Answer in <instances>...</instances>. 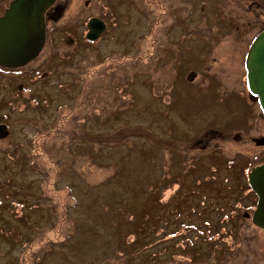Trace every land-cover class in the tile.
<instances>
[{
  "label": "rangeland",
  "instance_id": "1",
  "mask_svg": "<svg viewBox=\"0 0 264 264\" xmlns=\"http://www.w3.org/2000/svg\"><path fill=\"white\" fill-rule=\"evenodd\" d=\"M85 2L70 0L60 22L72 43L49 22L28 65L51 77L0 73V264H240L245 234L264 230L224 217L222 183L242 184L249 161L190 162L183 148L208 128L248 132L261 105L246 58L264 0ZM92 16L108 24L100 46L82 36ZM230 144V157L251 153Z\"/></svg>",
  "mask_w": 264,
  "mask_h": 264
},
{
  "label": "flooded vegetation",
  "instance_id": "2",
  "mask_svg": "<svg viewBox=\"0 0 264 264\" xmlns=\"http://www.w3.org/2000/svg\"><path fill=\"white\" fill-rule=\"evenodd\" d=\"M12 1L13 0H0V16L4 13L6 8L10 5ZM69 3H70V0H56L55 3L47 10L46 16H45L46 18V42L43 48L47 45L46 43H47V39L49 38V28L51 26H54V30H56L57 28L56 30L57 33L61 32L62 34L61 35L62 38L60 40L61 42L72 43V39L68 34V29H67L68 24L65 22L60 23L62 21L61 19L64 17V13ZM261 7L264 12V9H263L264 4H262ZM237 10L239 11L240 9H235L234 11H237ZM255 14L257 18L262 22V24L251 36V42H250L251 45L253 41L256 39V37L264 30V15L258 14V13H255ZM96 17H99V16H96ZM49 22L53 23V25H51L50 27H48ZM58 23H60L61 26H57ZM87 23L88 21L86 22V24ZM105 23H106V29L99 35V37L95 41L97 46H100V43L106 38L104 37V33H106L108 30V24L106 21ZM84 27L86 28L83 31L82 36L87 41H91L90 39L87 38V32L89 31L88 25H85ZM54 38L56 39L58 37L54 36ZM69 38L71 39V41H68ZM43 48L41 52L43 51ZM62 53L64 54L65 52H62ZM39 55L35 59L31 60L29 63L21 67H7L5 65L0 64V73H2L3 71L11 72L14 70H18V71L23 70V72H25L29 70L31 66H33V65H30L28 67L30 63L32 64L34 63V61L39 57ZM68 58H72V57H68ZM76 66H79V64ZM78 68H80V71H79L80 73L81 66H79ZM31 69L33 70L34 73H36L35 79H37V75H40L38 76V78L40 77L41 80H45L51 77L49 75H45V70H43V67L33 66ZM78 75H79L78 78L82 76V74H78ZM195 77L196 75H194V79ZM34 80H32L31 82H34ZM0 82H1V76H0ZM27 84H29V81L27 82ZM19 87H21V91H22L23 87L22 86H19ZM19 94H20L19 92L15 94V99L18 98ZM64 94L67 95L68 99L72 100L71 93L70 94L64 93ZM248 94H249L248 95L249 101L252 105L256 104L255 103L256 100L257 102H259L257 95L253 94L250 91H248ZM252 96H254V98ZM30 97L32 98L37 97L36 92ZM51 102L52 104L55 103V99L52 94L48 98L46 104L47 105L51 104ZM68 103H69L68 101L65 103H62L63 105L62 106L60 105V109L66 106ZM23 109H27V108L24 107ZM247 122L250 126L247 133L239 129H232L228 133H224V132H220L215 129L208 128V129L203 130L204 132L203 137L195 138L196 139L195 142H193L194 141L193 140L190 146H188L187 144L185 148L183 149H185L184 150L185 160L191 158L190 162L197 160L200 156L204 154H209L212 157H216V155H220V156L223 155L224 156L223 158L227 159L228 161L227 163H225L226 168H230V163L235 164L237 162L236 156H240L242 158L248 159L249 170L245 173V176H243L242 184L235 186V182L233 181L232 177L227 178V180L224 181V183H222V189H223V192L226 194V196L224 198L225 201L221 202L222 204L221 207L224 209H229V212L225 214L224 217L229 222H231L233 226H241L243 223H246L248 226L258 228L259 226H257L253 221V214L257 207L259 196L256 193V191L252 188L249 182V172L251 171L253 167L260 165V164H264V110L262 109L261 106L259 107L258 110L250 111L248 109ZM242 136L244 137V139H241ZM222 139H227V141L229 142L227 143L226 147H223V148L221 147L220 143L217 142L218 140H222ZM232 142L241 143L243 147L249 148L251 150V153H246V151H235L233 153L234 154L233 156L231 157L228 156L226 152V148L227 146H230V145L232 146V144H230ZM208 163L211 164L210 166H208L209 173L211 172L217 175L219 172L222 171L221 167H219V164H217V162H216V165L212 164L210 161ZM239 188H240V193L238 192ZM0 199L3 201L2 198ZM4 204L5 202L3 201V206ZM2 210H3V207L0 209V212H1L0 216H3ZM259 229L264 230L261 227H259ZM207 231L209 233L211 232V229H208ZM245 240H246L247 249L242 252L243 255H242V260L240 261V264H264V244L261 243L262 241H264V236L262 234H259V235L258 234H254V235L245 234Z\"/></svg>",
  "mask_w": 264,
  "mask_h": 264
},
{
  "label": "water",
  "instance_id": "3",
  "mask_svg": "<svg viewBox=\"0 0 264 264\" xmlns=\"http://www.w3.org/2000/svg\"><path fill=\"white\" fill-rule=\"evenodd\" d=\"M56 0H13L0 16V64L21 67L35 59L46 42V12ZM86 0L85 4H89ZM87 38L96 40L106 29L103 19L88 20ZM247 84L264 110V30L253 41L246 59ZM192 72L189 79H192ZM249 182L259 196L254 223L264 229V164L249 172Z\"/></svg>",
  "mask_w": 264,
  "mask_h": 264
},
{
  "label": "trees",
  "instance_id": "4",
  "mask_svg": "<svg viewBox=\"0 0 264 264\" xmlns=\"http://www.w3.org/2000/svg\"><path fill=\"white\" fill-rule=\"evenodd\" d=\"M3 207V201L0 199V208ZM212 232V231H211ZM210 232V239L213 240V238L218 237L220 238L222 236V231L220 230H214L212 233Z\"/></svg>",
  "mask_w": 264,
  "mask_h": 264
}]
</instances>
